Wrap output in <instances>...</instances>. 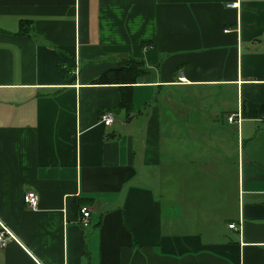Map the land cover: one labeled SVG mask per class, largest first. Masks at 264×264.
I'll return each instance as SVG.
<instances>
[{"label": "crops", "instance_id": "0c3cea01", "mask_svg": "<svg viewBox=\"0 0 264 264\" xmlns=\"http://www.w3.org/2000/svg\"><path fill=\"white\" fill-rule=\"evenodd\" d=\"M263 109L264 0H0V264H264Z\"/></svg>", "mask_w": 264, "mask_h": 264}, {"label": "trees", "instance_id": "16d2710c", "mask_svg": "<svg viewBox=\"0 0 264 264\" xmlns=\"http://www.w3.org/2000/svg\"><path fill=\"white\" fill-rule=\"evenodd\" d=\"M123 67L119 70H111L103 74L98 80L99 84H116L120 86L121 99L117 105V110L125 111L127 114L133 111L131 88L128 85L137 83L149 74L141 61L124 60ZM261 110V112H263ZM83 202H77L78 207L84 205ZM81 208V207H80Z\"/></svg>", "mask_w": 264, "mask_h": 264}, {"label": "built area", "instance_id": "2783aa9c", "mask_svg": "<svg viewBox=\"0 0 264 264\" xmlns=\"http://www.w3.org/2000/svg\"><path fill=\"white\" fill-rule=\"evenodd\" d=\"M102 121L105 125L109 126L113 123V118L110 115H104L102 117ZM228 121L231 123H237L240 125L242 121V116L240 113H237L235 115H232L228 118ZM24 201L27 205H29L32 209L37 210L39 206V199L37 195L33 192L28 193ZM90 218H91V212L88 207H81L80 208V216H79V222L82 224L83 227H88L90 224ZM230 229H237L236 224H230ZM16 240V237L14 234L0 222V245L1 247H6L8 242Z\"/></svg>", "mask_w": 264, "mask_h": 264}]
</instances>
